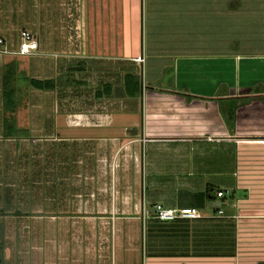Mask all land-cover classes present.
Returning a JSON list of instances; mask_svg holds the SVG:
<instances>
[{
    "label": "crops",
    "instance_id": "crops-1",
    "mask_svg": "<svg viewBox=\"0 0 264 264\" xmlns=\"http://www.w3.org/2000/svg\"><path fill=\"white\" fill-rule=\"evenodd\" d=\"M168 1H143V28L145 3ZM172 2L176 23L205 14V38L179 34L172 50L137 55L127 46L122 64L106 68L95 33L85 34L76 55L63 38H38L33 55L0 54V218L14 223L4 264L18 262L17 218L52 220L49 255L59 250L54 232L63 246L69 221H93L76 235L99 238L103 218L112 231L124 221L128 237L141 229L157 264H264V42L255 28L244 37L239 24L224 23L263 14L264 0ZM0 37L16 47L2 26ZM137 69H145L142 79ZM127 74L139 78L137 95L127 93ZM31 79L55 86L35 88ZM17 171L21 193L31 194L29 216L17 215ZM157 203L202 217L161 221Z\"/></svg>",
    "mask_w": 264,
    "mask_h": 264
},
{
    "label": "rangeland",
    "instance_id": "rangeland-1",
    "mask_svg": "<svg viewBox=\"0 0 264 264\" xmlns=\"http://www.w3.org/2000/svg\"><path fill=\"white\" fill-rule=\"evenodd\" d=\"M143 1L0 0V26H2L6 37H17V41L19 40L20 31L24 29L29 30L36 39L62 40L63 38L68 45V51L75 55L81 52V39L85 37L86 33L98 34L102 47L95 53L98 55L96 59L100 65L103 64V68L107 66L105 63L113 64L117 62L121 65L120 56H124L123 51L127 46L132 48L133 55H137L141 49L146 50L149 48L154 52L172 50L174 37L179 36V34L187 40H190L191 37L205 38L206 32H208L206 28L202 27L207 23L205 14H194L191 18V14L185 12L187 19L183 18L176 23L174 22L176 8H174L172 0L161 3L162 6H159L160 4L145 3L143 28ZM183 6L188 9L189 4H183ZM186 9L184 10L187 11ZM197 15L201 18H196ZM227 22L229 24H239L237 30H245L240 34L244 37H248L249 30L255 28L253 34L259 36L264 42V13L242 16L240 21L232 18L226 20V22L224 20V23ZM176 24L188 28L174 29ZM197 25L199 27H195ZM190 26L195 28H189ZM48 58L53 62L55 60L51 56ZM36 60L37 58L33 59L31 57L26 58L25 62L29 64L30 61ZM72 62L77 64L78 59H73ZM153 63L151 61L148 64L151 70ZM136 71L142 79L143 74L145 75V69L143 72L142 69ZM80 74V71L72 72L70 79L78 78ZM163 78L168 81V76L163 75ZM43 115L46 117L49 115V111L46 110ZM37 145L38 149H43L45 143L42 142ZM20 175L17 171V215L20 213L21 216H29L28 212L31 209L32 198L31 194L27 196L21 193ZM54 192L56 195L60 191L56 189ZM57 198L55 197L54 204H58ZM37 201L35 199V202ZM153 213L155 215V212ZM2 216L0 218V260L4 264V257L9 255V251L4 250L5 244L8 242V237L10 238V236L6 238L5 234L9 235L11 233L10 230L12 231L14 223L10 219L5 220ZM60 221L61 219H59ZM51 222L52 220H44L37 223L31 219L17 218V264L22 263L21 259L27 264L158 263V252L154 251V254L149 249L147 250V245L143 246L141 229L138 230L136 237H128L126 236L124 221L118 220L117 230L112 231L111 223H107L103 218L96 221L98 231V223L101 222L99 227L102 234L99 238L97 236L88 238L87 236L76 235L80 231L79 227L88 230L90 223L93 221L91 222L88 219L69 221L70 233L68 237H65L63 246L61 235L54 232V235L57 236L54 238L57 240L56 244H58L59 250H55L54 253L49 255L47 250L52 249L53 246L45 241V237L50 234L51 230L49 227L47 229L46 224H51ZM54 223H58V220H54ZM35 244L37 248L34 247Z\"/></svg>",
    "mask_w": 264,
    "mask_h": 264
},
{
    "label": "built area",
    "instance_id": "built-area-1",
    "mask_svg": "<svg viewBox=\"0 0 264 264\" xmlns=\"http://www.w3.org/2000/svg\"><path fill=\"white\" fill-rule=\"evenodd\" d=\"M39 49V43L35 36L29 30H21L19 40L16 47H12L10 42L0 37V54H13V55H33ZM137 61H142V58H137ZM219 197L224 196L223 191L217 192ZM155 217L161 221H171L176 219H197L201 218V213L198 209L192 207L184 208H166L162 204H155L153 207ZM223 214V210L219 211V215Z\"/></svg>",
    "mask_w": 264,
    "mask_h": 264
},
{
    "label": "trees",
    "instance_id": "trees-1",
    "mask_svg": "<svg viewBox=\"0 0 264 264\" xmlns=\"http://www.w3.org/2000/svg\"><path fill=\"white\" fill-rule=\"evenodd\" d=\"M31 84L35 88L39 89H52L55 86V83L53 80L47 79V80H38V79H31ZM139 78L135 74H127L126 75V90L127 93L131 96L137 95L139 92Z\"/></svg>",
    "mask_w": 264,
    "mask_h": 264
}]
</instances>
